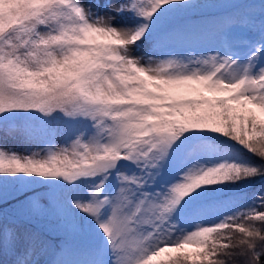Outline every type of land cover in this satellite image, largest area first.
Returning a JSON list of instances; mask_svg holds the SVG:
<instances>
[{
  "label": "snow or ice",
  "instance_id": "snow-or-ice-1",
  "mask_svg": "<svg viewBox=\"0 0 264 264\" xmlns=\"http://www.w3.org/2000/svg\"><path fill=\"white\" fill-rule=\"evenodd\" d=\"M233 257L264 264V0H0V264Z\"/></svg>",
  "mask_w": 264,
  "mask_h": 264
},
{
  "label": "trees",
  "instance_id": "trees-1",
  "mask_svg": "<svg viewBox=\"0 0 264 264\" xmlns=\"http://www.w3.org/2000/svg\"><path fill=\"white\" fill-rule=\"evenodd\" d=\"M249 155L251 156V154H249ZM251 158H252L253 160H258V158L255 157V156H251ZM257 187H258V185H257ZM225 231H226V230H225ZM242 259H243V258H241V257H233L232 260L229 261V264H242Z\"/></svg>",
  "mask_w": 264,
  "mask_h": 264
},
{
  "label": "rangeland",
  "instance_id": "rangeland-1",
  "mask_svg": "<svg viewBox=\"0 0 264 264\" xmlns=\"http://www.w3.org/2000/svg\"><path fill=\"white\" fill-rule=\"evenodd\" d=\"M140 53H137V55H139ZM11 143V142H10ZM17 147H20L19 145H17Z\"/></svg>",
  "mask_w": 264,
  "mask_h": 264
}]
</instances>
